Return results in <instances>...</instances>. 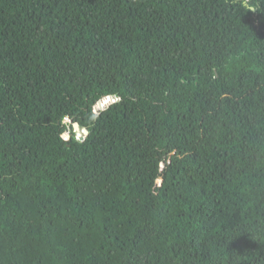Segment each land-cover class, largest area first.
Returning <instances> with one entry per match:
<instances>
[{
  "label": "trees",
  "instance_id": "1",
  "mask_svg": "<svg viewBox=\"0 0 264 264\" xmlns=\"http://www.w3.org/2000/svg\"><path fill=\"white\" fill-rule=\"evenodd\" d=\"M0 264H264V0H0Z\"/></svg>",
  "mask_w": 264,
  "mask_h": 264
},
{
  "label": "water",
  "instance_id": "2",
  "mask_svg": "<svg viewBox=\"0 0 264 264\" xmlns=\"http://www.w3.org/2000/svg\"><path fill=\"white\" fill-rule=\"evenodd\" d=\"M252 10H253V8H252ZM108 98H109L110 100H108V101L106 102L105 99H108ZM113 99H114V96H106V97L100 99V100L97 102L96 106L94 107V112H97V111H99L100 109H103L105 106H107L108 104H110V103L113 101ZM74 127H75V129L80 130L77 124H75ZM81 133H82L83 135H86L87 130H86V129H81ZM62 137H63V139H67V138H68L65 134H63ZM157 184H158V186L161 184V180H160V179L157 180Z\"/></svg>",
  "mask_w": 264,
  "mask_h": 264
},
{
  "label": "rangeland",
  "instance_id": "3",
  "mask_svg": "<svg viewBox=\"0 0 264 264\" xmlns=\"http://www.w3.org/2000/svg\"><path fill=\"white\" fill-rule=\"evenodd\" d=\"M74 132H75V134H76V137H83L84 135L81 133V129L80 130H77V129H74ZM65 135L67 136V137H69V133H65Z\"/></svg>",
  "mask_w": 264,
  "mask_h": 264
}]
</instances>
